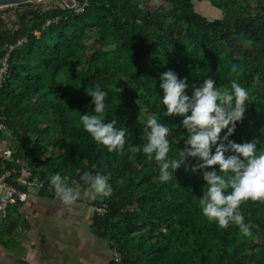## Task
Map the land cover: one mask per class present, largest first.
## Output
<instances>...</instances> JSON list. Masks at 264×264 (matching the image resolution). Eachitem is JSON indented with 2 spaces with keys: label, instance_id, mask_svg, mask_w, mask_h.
I'll return each instance as SVG.
<instances>
[{
  "label": "trees",
  "instance_id": "obj_1",
  "mask_svg": "<svg viewBox=\"0 0 264 264\" xmlns=\"http://www.w3.org/2000/svg\"><path fill=\"white\" fill-rule=\"evenodd\" d=\"M155 1L167 6L87 0L76 12L24 3L0 37V63L8 53L0 140L7 137L11 157L27 163L28 181L47 197L57 196L49 179L55 172L79 191L91 189L83 171L109 175L111 195L90 201V230L107 242L108 264H264V201L240 206L251 235L234 224L222 228L201 211L205 181L191 171L194 157L162 182L159 163L139 150L150 115L169 127V157L185 146L182 117L160 104L159 77L168 69L187 78L189 94L206 76L221 89L232 80L244 86L249 102L230 139L255 138L264 150V0H207L223 12L214 19L195 11L193 0ZM95 87L109 93L102 118L126 129L118 151L83 128L80 115L94 110L87 91ZM14 165L0 158V168Z\"/></svg>",
  "mask_w": 264,
  "mask_h": 264
},
{
  "label": "clouds",
  "instance_id": "obj_2",
  "mask_svg": "<svg viewBox=\"0 0 264 264\" xmlns=\"http://www.w3.org/2000/svg\"><path fill=\"white\" fill-rule=\"evenodd\" d=\"M159 79L160 104L166 107L167 115L182 117L180 126L187 133L185 146L178 156L169 157V127L150 115L144 122L146 142L139 150L159 163L162 182L172 180V173L181 165L187 166L188 157H194L196 162L190 165L191 171L199 172L205 181L199 198L203 215L222 228L234 224L243 235H251V226L240 206L249 199L264 201V150L257 146L255 138L244 142L230 139L236 122L245 114L249 91L236 80L231 81L230 89H221L212 76H206L189 94L187 78L173 69L162 72ZM87 92L94 110L80 115L84 130L108 151L122 149L126 129L116 127L114 120L106 122L100 115L105 111L108 91L95 87ZM49 179L65 205L77 200L79 185H70L60 172ZM80 180L98 196L107 197L113 192L109 175L100 171L85 170Z\"/></svg>",
  "mask_w": 264,
  "mask_h": 264
},
{
  "label": "crops",
  "instance_id": "obj_3",
  "mask_svg": "<svg viewBox=\"0 0 264 264\" xmlns=\"http://www.w3.org/2000/svg\"><path fill=\"white\" fill-rule=\"evenodd\" d=\"M5 148L7 137L0 140V153ZM18 184L27 187L25 201L0 213V264H108L107 242L90 230L93 198L79 194L67 206L58 196L41 195L25 176Z\"/></svg>",
  "mask_w": 264,
  "mask_h": 264
},
{
  "label": "built area",
  "instance_id": "obj_4",
  "mask_svg": "<svg viewBox=\"0 0 264 264\" xmlns=\"http://www.w3.org/2000/svg\"><path fill=\"white\" fill-rule=\"evenodd\" d=\"M72 5L68 6L62 1L63 8H74L76 12L82 11V7L87 4V0H83L82 4H79L77 0H72ZM57 17L52 21H56ZM50 20H47L45 24H49ZM21 40H18L16 44H20ZM13 48V45H8V51ZM7 56L8 53H5L0 63V88L1 81L3 79V74L7 67ZM5 129L4 125L0 123V131ZM0 158L6 160L10 163H15L14 166L0 168V213L2 216L5 215V212L8 206L16 201L23 202L26 199V193L18 188V179L21 176L29 177L30 171L28 165L25 161H14L11 157V151L8 148H5L0 153ZM115 257L117 255L115 254ZM118 258V257H117Z\"/></svg>",
  "mask_w": 264,
  "mask_h": 264
},
{
  "label": "rangeland",
  "instance_id": "obj_5",
  "mask_svg": "<svg viewBox=\"0 0 264 264\" xmlns=\"http://www.w3.org/2000/svg\"><path fill=\"white\" fill-rule=\"evenodd\" d=\"M142 4L149 3L152 6H159L161 3L167 6L166 3L155 1V0H140ZM31 7H39L41 9H48L51 7H61L62 6V0H50L49 2H41V3H33L29 2ZM193 8L195 11L203 14L206 18L208 19H214V18H220L223 15V12L214 7L212 4H210L207 0H193ZM25 9L24 3L23 4H18V5H8V6H1L0 7V13L2 12H7V22L10 24V27L13 28L15 26V22L17 21L16 13L15 11L17 10H23ZM78 196L80 194L81 199H86L93 198V199H101V196H98L95 194L91 189L90 190H85V191H77ZM87 195V196H86ZM115 254L112 253V257H114Z\"/></svg>",
  "mask_w": 264,
  "mask_h": 264
},
{
  "label": "water",
  "instance_id": "obj_6",
  "mask_svg": "<svg viewBox=\"0 0 264 264\" xmlns=\"http://www.w3.org/2000/svg\"><path fill=\"white\" fill-rule=\"evenodd\" d=\"M50 0H0V7L1 6H8V5H18L27 2L33 3H41V2H49ZM66 5L71 6L72 0H62Z\"/></svg>",
  "mask_w": 264,
  "mask_h": 264
},
{
  "label": "flooded vegetation",
  "instance_id": "obj_7",
  "mask_svg": "<svg viewBox=\"0 0 264 264\" xmlns=\"http://www.w3.org/2000/svg\"><path fill=\"white\" fill-rule=\"evenodd\" d=\"M19 10L15 11L17 13ZM10 28V24L7 22V12L0 13V37L7 29Z\"/></svg>",
  "mask_w": 264,
  "mask_h": 264
}]
</instances>
